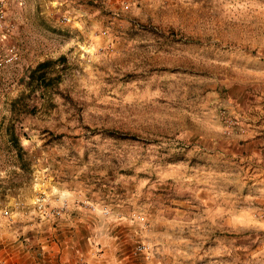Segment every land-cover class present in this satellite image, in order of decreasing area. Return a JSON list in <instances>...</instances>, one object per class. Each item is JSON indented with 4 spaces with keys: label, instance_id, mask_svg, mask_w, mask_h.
<instances>
[{
    "label": "rangeland",
    "instance_id": "rangeland-1",
    "mask_svg": "<svg viewBox=\"0 0 264 264\" xmlns=\"http://www.w3.org/2000/svg\"><path fill=\"white\" fill-rule=\"evenodd\" d=\"M0 7V58L18 56L0 67V257L11 242L43 264V236L72 213L96 237L137 228L146 257L264 264V0ZM61 55L54 89L26 95L28 71ZM19 95L28 110L11 112Z\"/></svg>",
    "mask_w": 264,
    "mask_h": 264
},
{
    "label": "crops",
    "instance_id": "crops-1",
    "mask_svg": "<svg viewBox=\"0 0 264 264\" xmlns=\"http://www.w3.org/2000/svg\"><path fill=\"white\" fill-rule=\"evenodd\" d=\"M255 107L256 109L262 108L264 105L261 103ZM241 143L239 147H245L248 144L257 145L255 142ZM261 148L264 149V147ZM72 209L71 212L75 213L76 210ZM63 217V221H59L56 227L48 228L49 232L43 236L44 242L41 243L42 252L40 254L43 257V264H178L175 262L174 255L168 253L169 256H166L158 246L154 248V254L151 257L132 251L133 249L127 241L130 236L138 235L137 228L127 229L122 226L124 225L122 223L115 233H112L110 225L103 223V237H96L93 234V222L77 219L73 217L72 213H66ZM100 224L97 225V228H100ZM52 238L55 240L51 241ZM89 239L91 240L89 241ZM6 245L8 247L5 249V255L0 257V264H30L27 262L29 257L27 252L18 255L14 251L16 244L8 242ZM208 263L226 264L220 258L209 260ZM186 264H190V262L188 261ZM199 264L201 263L199 262ZM202 264H207V262Z\"/></svg>",
    "mask_w": 264,
    "mask_h": 264
},
{
    "label": "trees",
    "instance_id": "trees-1",
    "mask_svg": "<svg viewBox=\"0 0 264 264\" xmlns=\"http://www.w3.org/2000/svg\"><path fill=\"white\" fill-rule=\"evenodd\" d=\"M65 57L59 56L55 60L45 59L41 62H38L33 68H31L26 77L23 79L22 83L28 88L26 95L30 96L32 92L40 89L41 93L48 92L54 89V86L58 84L61 80L60 74H53L54 69L52 68L56 63H64ZM23 94V93H22ZM23 95L17 96L10 103L11 112H22L27 111L28 108L23 104ZM109 134L114 139H130L131 136L124 134H117L116 132H110ZM8 141L13 144V147H16V156L18 161L24 165V160H22V147L19 142V137L16 135L14 121L9 122L7 126Z\"/></svg>",
    "mask_w": 264,
    "mask_h": 264
},
{
    "label": "built area",
    "instance_id": "built-area-1",
    "mask_svg": "<svg viewBox=\"0 0 264 264\" xmlns=\"http://www.w3.org/2000/svg\"><path fill=\"white\" fill-rule=\"evenodd\" d=\"M6 24H7L6 12L0 7V28L5 26ZM3 56H4V59H2L3 57L0 58V67H1L3 61L12 63L13 61H15L18 58L17 53L14 50L13 46H10L9 48H7V52ZM41 204L39 205V208L42 209L43 211H46L45 210L46 208L41 207ZM59 212L60 211H57L56 213H59ZM50 213H51V211H47V214H50ZM136 249L145 253L146 256L150 255V252H151L150 247L143 242L139 243L137 245Z\"/></svg>",
    "mask_w": 264,
    "mask_h": 264
}]
</instances>
